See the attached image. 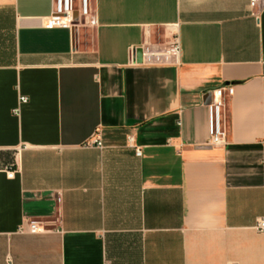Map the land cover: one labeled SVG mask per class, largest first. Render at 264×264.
<instances>
[{
	"label": "crops",
	"instance_id": "0c3cea01",
	"mask_svg": "<svg viewBox=\"0 0 264 264\" xmlns=\"http://www.w3.org/2000/svg\"><path fill=\"white\" fill-rule=\"evenodd\" d=\"M90 7L71 30L46 26L51 0H0V264H264V8ZM174 33L178 64L132 63Z\"/></svg>",
	"mask_w": 264,
	"mask_h": 264
},
{
	"label": "built area",
	"instance_id": "2783aa9c",
	"mask_svg": "<svg viewBox=\"0 0 264 264\" xmlns=\"http://www.w3.org/2000/svg\"><path fill=\"white\" fill-rule=\"evenodd\" d=\"M52 12L47 17V27H59L76 30L81 23L95 25L97 23L96 12L90 7V0H51ZM252 9L260 10L264 8V0H249ZM135 57L133 64L143 65H169L178 64L181 52L180 39L177 33H174L161 47H155L149 42H145L134 49ZM224 91L228 94L233 92L231 85L221 86L212 91V101L207 105L209 119V139L207 145H224L227 142V131L222 122V107ZM20 102L27 101V97L21 96ZM133 141L132 136L128 139ZM95 144L102 147L100 139L94 140ZM136 155H141V149L135 146ZM8 176L13 175V170H8ZM256 228L264 231V218L260 219ZM30 232L44 231V222L39 220H30L27 224Z\"/></svg>",
	"mask_w": 264,
	"mask_h": 264
}]
</instances>
